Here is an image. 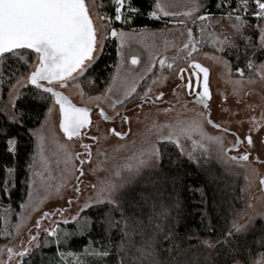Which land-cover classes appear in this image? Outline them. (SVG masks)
Segmentation results:
<instances>
[{
  "label": "rangeland",
  "instance_id": "374dc122",
  "mask_svg": "<svg viewBox=\"0 0 264 264\" xmlns=\"http://www.w3.org/2000/svg\"><path fill=\"white\" fill-rule=\"evenodd\" d=\"M112 2L114 4V0ZM157 2L162 5V9H154L158 13L157 19L170 18L165 26L115 27L128 35L122 42L123 55L117 57L120 68L114 69L117 79L111 78L110 89L108 85L101 93L86 94L80 80L56 86V90L74 105L90 109V123L88 128L81 130L80 136L65 137L59 127V106L50 98L43 121L31 128V134L35 132L37 135H32L33 158L27 195L16 212L7 204L0 203L3 237L0 264L21 263L49 240L59 247L57 264H90L91 257L102 253L100 247L88 242L76 252L61 248L60 243L65 244L70 236L82 234L88 228L90 218L82 212L96 205L94 202L102 186L125 181V188L131 185L145 169L141 167L139 172L136 171L148 147L159 150L162 141L176 145L174 140L164 139L169 135L179 140L183 153L176 147L180 154L188 157L187 153L191 152L195 158L193 162L212 164L226 183L238 188V203L230 214V230L234 220L247 226L254 218L264 217V187L259 183L264 177V161H260L264 158V131L261 130L264 129V68H261L264 61L255 67L254 73L233 75L229 61L219 52L200 49L210 34L220 40L223 34L229 35L234 30L232 25L237 22L236 13L229 16V8L219 6L221 0H217L216 7L226 11L215 16L207 12L206 0H196L201 7L191 16L184 15L188 12L189 0H155ZM85 4L102 33L100 26L106 22L100 17L109 16L98 9V0H85ZM125 4L128 5V0ZM123 11L127 18L128 8ZM253 11L255 5L250 3L246 16L241 10L237 13L244 16L241 21L244 32L258 31L259 43L264 19L254 17ZM205 14L208 19L204 21L196 18ZM115 22L112 19L107 25L109 30ZM110 38H106L104 46ZM115 42L117 46L121 43L116 39ZM193 43L196 44L194 51ZM185 45H188L187 49ZM217 47L220 48L221 44ZM28 55L27 51L20 50L18 57L25 59ZM131 55L138 57L137 65L130 64ZM161 59L164 60L163 65L160 64ZM35 61L32 53L29 67L23 75L32 70L31 65ZM193 62L208 69L210 99L206 102L207 109L184 88L190 74L197 71L191 66ZM0 69L4 72L3 79H0V100L12 114L13 105L27 84L21 81L23 86L13 91L12 85L16 80L8 82L4 57L0 58ZM181 74L183 80L180 79ZM132 87L136 92L127 96ZM146 95L148 99H143ZM157 96L161 98L155 99ZM100 109L104 110L107 119L99 115ZM254 124L257 130L250 133ZM112 129L123 135L117 137ZM249 134L253 140L251 145L243 141V137ZM235 135L241 142L237 149L232 150L229 147L234 145ZM243 152L249 155L247 161L229 159ZM37 221L39 228L36 227ZM53 230L56 235H49ZM32 236L36 239L30 240ZM25 247L29 249L28 253L23 257L17 255ZM8 248L13 250L11 256ZM256 264H264V258H259Z\"/></svg>",
  "mask_w": 264,
  "mask_h": 264
},
{
  "label": "trees",
  "instance_id": "16d2710c",
  "mask_svg": "<svg viewBox=\"0 0 264 264\" xmlns=\"http://www.w3.org/2000/svg\"><path fill=\"white\" fill-rule=\"evenodd\" d=\"M216 3L217 0H206L207 12L213 16L225 13L226 10L220 11ZM154 5L155 0H131V6L138 9L137 13L131 16L129 23L115 22L113 27L165 26L166 20L170 18L149 17L148 13L154 10ZM224 5L226 8L237 7L235 0H226ZM113 7L112 0H98V9L107 16H112ZM237 11L240 9L237 8ZM243 35L247 41L234 30L229 35L223 34L220 40L227 36L236 46L224 44L221 45L223 50L219 51V40L210 34L200 49L219 52L229 61L233 75L251 74L264 61V49L259 47L257 30L243 31ZM21 51L29 53L24 60L18 56H4L6 71L15 69L16 77L28 69L32 56V50ZM116 51L115 39L110 38L103 47L104 54L87 75L79 79L84 93H101L107 88L117 62ZM249 60L253 68L247 67ZM237 68L242 69V72L237 73ZM49 103L48 94L31 85L21 90L12 114L6 109L5 102L0 100V189L7 181L11 192L5 196L0 191V203L7 204L13 212L19 209L27 195L33 158L31 128L41 124ZM21 109L24 110L22 122L19 120ZM13 120L18 123H12ZM9 137L18 141L12 153L8 151ZM159 151L163 157L158 163L159 171L144 169L118 197L122 201V215L119 209L112 216L107 215L111 210L108 204L87 208L82 213L90 218L88 228L82 234L70 236L65 244L60 243V247L77 252L91 242L100 247L102 252L109 253L107 256L91 257L90 264H151L152 258L141 254L142 248L154 251L155 260L159 264H234L235 260L241 261V264H256L259 258H264V217L261 216L244 226V230H233V234L227 237V243H215L214 247L201 243L205 239L223 241L225 233L230 230L231 210L238 203V188L226 183L220 171L212 164L193 162L180 154L173 142H160ZM171 175L180 178L175 185L169 182ZM193 187H201V191H193ZM140 194L147 199H142ZM205 209L207 216L202 219ZM165 210L168 212L166 216L161 214ZM115 220L121 222L113 230L110 221ZM209 220L211 231L208 230ZM121 229L127 231L128 235L122 238ZM2 241L0 223V245ZM58 248L57 244L49 240L47 244L32 251L20 264H57Z\"/></svg>",
  "mask_w": 264,
  "mask_h": 264
},
{
  "label": "snow or ice",
  "instance_id": "6c2138e0",
  "mask_svg": "<svg viewBox=\"0 0 264 264\" xmlns=\"http://www.w3.org/2000/svg\"><path fill=\"white\" fill-rule=\"evenodd\" d=\"M225 2L226 0H221L219 6L223 7ZM235 3L237 8L244 12L245 16L247 15L249 4H254L255 11L251 14L258 19H264V0H235ZM125 7L128 8L127 18H125L123 11ZM200 7L201 6L196 0H189L188 12L184 13V15L191 16L196 13ZM237 8H231V6H229V16L236 13L237 22L234 23L232 27L242 39L247 41V37L243 35V24L241 23L244 16L237 13ZM154 9L160 10L162 9V5L157 2L154 5ZM156 10H152L148 13L150 18H158ZM137 11L138 9L136 7L131 6V0H129L128 5L125 4V0H114L112 16L100 17V19L106 22L100 26V28L103 29L101 33L90 16L85 0H0V58L5 55L16 57L20 54V50L22 49L32 50V53L36 57L35 63L31 65L32 70L27 75L21 74L19 78H17L16 70H9L8 82L11 83L13 79L16 80V83L12 85L13 91H18L19 88L23 86L21 84V81H23L24 84L31 85L42 93L48 94V98L53 99L55 104L59 106V127L64 136L69 139L80 136L82 134L81 130L89 126L90 109L74 105L66 96L56 90V86L85 77L99 57L104 54L103 46L108 37L121 41L117 46L116 56H122V42L128 34L122 30L118 31L114 27L109 30L107 25L112 19L117 22L123 21L124 23H129L131 16L137 13ZM164 14L168 15L167 12ZM196 18L200 21H204L208 19V15H201ZM135 34L136 33H133V35ZM188 34L189 37H191V29L188 30ZM218 42L221 45L228 44L229 46H236L227 36ZM187 47L188 45H185L186 49ZM191 47L194 51L196 44L193 43ZM259 47L264 49V29L261 30ZM218 50L222 51L223 48L221 47ZM20 59L24 60V57L20 56ZM224 63L227 64L226 61ZM130 64H138V57L136 55H131ZM160 64H164L163 59L160 60ZM26 65L27 61H25V66ZM191 66L197 71H193L190 74L187 82L184 84V88L188 91L189 95L194 96V99L199 101L207 109L208 104L206 102L210 99L208 69L196 62H193ZM115 67L119 69L120 64L117 62ZM169 67H171V65H169ZM247 67H254L251 60L248 61ZM261 68H264V65H261ZM148 70L150 71L151 69ZM235 71L241 73L242 69L237 68ZM3 77L4 72L0 69V79H3ZM112 79H117L116 73L112 74ZM180 79H184L183 74H181ZM193 79H195V84H193ZM110 88L111 85H109V89ZM135 92L136 88L132 87L127 93V96H131ZM102 94H106V92ZM162 95L161 93V96ZM161 96H157L155 99L159 100ZM143 99H148L147 95ZM23 115L24 110L21 109L19 116L21 122L23 121ZM99 115L107 119L103 109H100ZM125 121H127V117H125ZM12 123H18V121L13 120ZM209 123L213 122L209 120ZM216 127L219 128L220 125H216ZM256 130L257 125L254 124L252 129H250V133ZM261 130L264 131V129ZM112 131L117 137L123 135L122 132L116 131L115 129H112ZM5 135H7V133H5ZM32 135L37 134L33 132ZM164 139L174 140L176 146L180 148L183 153V148L179 144V140L175 139L173 135L164 137ZM243 141L251 145L253 143L251 134L244 136ZM240 142V138L237 137L236 143L239 144ZM7 143L9 145V153L14 152L18 141L13 137H9ZM193 143L195 144L196 142L193 141ZM224 151L227 152V150ZM142 155L143 158L138 162L137 172H139L141 167L159 171L158 162L161 161L163 157L157 148L150 146ZM187 156L189 160L195 159L191 152L187 153ZM229 159L233 161H247L249 155L247 152H243ZM133 175H135V173H133ZM179 179L180 178L175 175L169 176V182L173 185H175ZM7 183L8 182L5 181L3 188L0 189L5 196L11 194L10 189L7 187ZM126 183V181L120 184L106 183L100 188L97 194V200L94 203L97 205H110L111 210L107 213L109 216H112L113 212L117 209L120 210V214L122 215V201L118 199V197L121 196ZM152 183H155V181H152ZM259 183L261 187H264V177L260 179ZM201 187H193L192 190L199 192L201 191ZM77 191H79L78 188ZM140 195L142 199H147L143 194ZM68 203H71V201L69 200ZM161 214L166 216L168 212L165 210ZM206 216L207 209H205L202 219ZM120 222V220L110 221L113 230H116V225L120 224ZM65 223H67V221H65ZM36 227H40L39 221H37ZM208 230H212L210 220ZM233 230L240 232L244 230V225L234 220L231 223V230L225 233L223 241L212 242L205 239L201 241V243L207 247H214L215 243L219 242L227 243V237L233 234ZM48 234L54 236L56 235V231L53 230ZM120 235L123 238L127 236L128 233L121 229ZM35 239L36 237L34 236L30 237V240ZM7 251L9 256L13 254L12 248H8ZM28 251L29 249L25 247L17 255L23 257ZM140 251L142 255H147L152 258L151 264H159V262L155 260L154 251L144 248ZM100 255L107 256L109 253L104 251L100 253ZM17 264H20V261H17ZM234 264H241V261L235 260Z\"/></svg>",
  "mask_w": 264,
  "mask_h": 264
},
{
  "label": "flooded vegetation",
  "instance_id": "af4514ba",
  "mask_svg": "<svg viewBox=\"0 0 264 264\" xmlns=\"http://www.w3.org/2000/svg\"><path fill=\"white\" fill-rule=\"evenodd\" d=\"M195 100V99H194ZM199 102V101H198ZM238 136L235 135V143L234 145L230 146L229 149H232V150H235L239 147V144L236 143V139H237ZM263 140H264V136H263ZM228 150V149H227ZM259 160V159H258ZM260 161H264V158Z\"/></svg>",
  "mask_w": 264,
  "mask_h": 264
}]
</instances>
